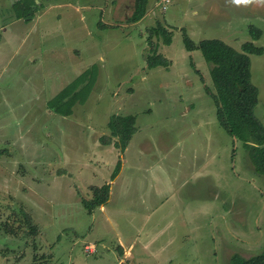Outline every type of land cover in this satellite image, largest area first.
<instances>
[{"label":"rangeland","instance_id":"1","mask_svg":"<svg viewBox=\"0 0 264 264\" xmlns=\"http://www.w3.org/2000/svg\"><path fill=\"white\" fill-rule=\"evenodd\" d=\"M16 2L0 0V264H231L262 253L264 177L220 126L210 65L187 51L184 31L196 44L264 48V0H151L136 24L135 0H37L31 23L15 19ZM158 26L171 33L169 46L153 39L169 69L147 67ZM250 59L264 126V53ZM92 66L86 101L54 112L49 101ZM115 114L136 117L124 152L101 142ZM105 184L108 202L90 213L83 200Z\"/></svg>","mask_w":264,"mask_h":264},{"label":"trees","instance_id":"2","mask_svg":"<svg viewBox=\"0 0 264 264\" xmlns=\"http://www.w3.org/2000/svg\"><path fill=\"white\" fill-rule=\"evenodd\" d=\"M151 0H135L130 23H139L147 14ZM37 0H17L12 9L17 20L26 23L32 22L39 10ZM252 39L260 40L262 31L251 27ZM163 40L165 46L172 43L171 33L162 26L151 29L148 38L151 45V54L146 57L148 69L163 67L169 69L171 63L159 53V42ZM184 44L189 52L201 51L205 61L210 65L212 90L207 88L216 107V117L220 126L232 138L244 143L255 172L264 177V126L255 116V108L259 103V90L252 81L250 54L262 55L263 47H257L252 42L242 45L238 51L222 40L206 39L196 44L184 31ZM96 66L86 70L72 83L67 85L48 103L56 113L69 116L78 104H83L94 89ZM110 138H104L103 146H111L124 152L136 133V117L133 115H113L108 123ZM114 139V142L112 141ZM121 162L118 163L112 177L115 178L121 171ZM111 186L92 188V199L83 200L84 207L92 213L96 208L103 207L109 200ZM27 217V216H26ZM28 218V217H27ZM30 220V218H28ZM32 232L37 229L32 226ZM127 264V263H123ZM231 264H264V250L248 259L234 255Z\"/></svg>","mask_w":264,"mask_h":264},{"label":"crops","instance_id":"3","mask_svg":"<svg viewBox=\"0 0 264 264\" xmlns=\"http://www.w3.org/2000/svg\"><path fill=\"white\" fill-rule=\"evenodd\" d=\"M31 23V22H30Z\"/></svg>","mask_w":264,"mask_h":264}]
</instances>
